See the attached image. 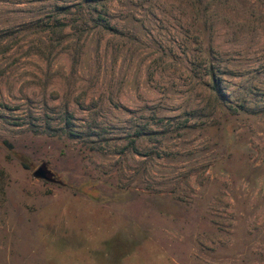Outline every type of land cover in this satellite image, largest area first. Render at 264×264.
Returning a JSON list of instances; mask_svg holds the SVG:
<instances>
[{
  "label": "rangeland",
  "instance_id": "rangeland-1",
  "mask_svg": "<svg viewBox=\"0 0 264 264\" xmlns=\"http://www.w3.org/2000/svg\"><path fill=\"white\" fill-rule=\"evenodd\" d=\"M0 264H264V0H0Z\"/></svg>",
  "mask_w": 264,
  "mask_h": 264
},
{
  "label": "water",
  "instance_id": "water-1",
  "mask_svg": "<svg viewBox=\"0 0 264 264\" xmlns=\"http://www.w3.org/2000/svg\"><path fill=\"white\" fill-rule=\"evenodd\" d=\"M33 176L40 179L50 180V171L44 166L40 165L33 171Z\"/></svg>",
  "mask_w": 264,
  "mask_h": 264
}]
</instances>
